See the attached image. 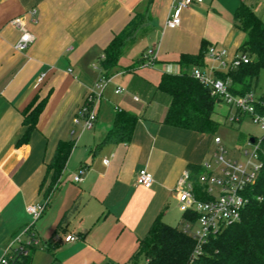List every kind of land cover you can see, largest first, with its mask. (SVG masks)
<instances>
[{"label":"crops","instance_id":"crops-1","mask_svg":"<svg viewBox=\"0 0 264 264\" xmlns=\"http://www.w3.org/2000/svg\"><path fill=\"white\" fill-rule=\"evenodd\" d=\"M242 4L264 22V0H202L179 11L174 29L166 27L172 0H0V249L26 224V207L45 202L47 165L61 140L74 146L43 215L50 208L51 237L79 239L58 245L57 262L126 264L157 219L172 225L183 214L176 185L189 165L207 163L214 138L164 124L170 98L158 84L163 74H178L180 57L197 55L202 42L225 51L226 66L207 54L210 70L191 69L210 78L225 72L246 39L234 20ZM19 19L34 37L24 52L15 50ZM134 22L94 127L82 131L73 119L103 80L104 50ZM148 50L153 66L141 62ZM35 99H46L45 107L29 141L18 146L23 113ZM121 111L137 117L131 139L102 145ZM141 169L152 174V187L136 184ZM75 202L78 211L59 228Z\"/></svg>","mask_w":264,"mask_h":264},{"label":"trees","instance_id":"trees-1","mask_svg":"<svg viewBox=\"0 0 264 264\" xmlns=\"http://www.w3.org/2000/svg\"><path fill=\"white\" fill-rule=\"evenodd\" d=\"M234 20L236 27L246 35L238 54L245 55L249 62L237 68L229 67L225 72L215 71L214 79L227 82L232 95L244 96L256 90L260 75L264 73V22L245 4L238 7ZM135 27L134 22L123 33L116 35L104 50L100 63L102 79H109L112 70L117 67L126 41ZM208 50L209 44L202 42L197 55L183 54L180 57L178 64L181 70L178 74L162 75L158 89L170 98L164 124L205 135L215 134L218 128L213 118L215 105L224 102L218 96L211 95L210 88L190 73L192 67L206 66ZM141 62H144L142 58ZM45 104L46 99H35L24 111L22 123L25 131L18 139V146L29 141ZM136 122L135 115L118 112L102 145L129 141ZM73 146L72 141H59L52 160L47 165L50 184L45 196L46 204L66 168ZM258 154L262 167L254 185L248 186L243 194L247 203L241 211L240 219L210 235L199 255H193L196 241L191 236L157 219L126 264H139L140 259H143V264H264V136L261 138ZM189 171L196 197L210 200L211 197L206 194L205 186L200 181L206 168L203 165H189ZM78 207V202L71 206L61 219L59 228L78 211ZM197 219L198 215L191 211L182 214L184 224H194ZM44 247L49 253H53L58 244L49 239ZM35 250L36 248L32 249L25 264H30Z\"/></svg>","mask_w":264,"mask_h":264},{"label":"built area","instance_id":"built-area-1","mask_svg":"<svg viewBox=\"0 0 264 264\" xmlns=\"http://www.w3.org/2000/svg\"><path fill=\"white\" fill-rule=\"evenodd\" d=\"M202 0H172L173 13L166 21V27L174 29L180 25L179 11L188 9L194 3H200ZM35 13V11H33ZM14 24L22 31L19 41L15 44V50L18 52L26 51L33 43L34 37L26 30L22 20L14 21ZM208 55L214 60H221L225 56V51H216L213 47L208 50ZM155 55L153 50H148L142 59L147 66L155 64ZM222 62V61H221ZM249 62L245 55L236 54L230 63V68H237L241 64ZM225 67L226 64L222 62ZM191 75L199 80L204 86L209 87L211 95L218 96L230 108L234 109L231 115V122L241 120L242 115H249L255 124H258L264 131V94L257 96L255 91L247 93L244 96H234L228 90V83L218 79L210 78L207 74L198 68L190 71ZM107 79L97 83L95 90L89 93L76 117L73 119L75 126H80L82 131L92 130L97 120L99 105L103 97ZM124 90L118 88L116 93ZM74 134V131L71 133ZM247 143L251 151L244 150V156L248 157L247 164L244 165L234 159L225 157V150L222 140L219 137L214 138L216 150L213 153V161L216 164L215 170H210V162L204 163L206 173L200 177L201 183L205 186V192L211 197L210 200H201L196 197L193 181L189 170H185L175 188L180 210L182 213L193 212L198 215L196 223L185 222L183 231L196 241V247L193 255H199L203 245L208 241L210 235L219 232L226 225L238 221L241 211L247 203V198L243 196L248 186L254 185L262 163L259 160V144L261 139L253 138ZM85 169L78 170L74 177V182L82 180ZM154 183L153 176L145 169H141L136 177V184L145 188L152 187ZM216 193V194H215ZM46 202L42 204H32L26 207V213L35 221L39 220L46 209ZM198 228L195 229V226ZM34 226V225H33ZM33 226L24 227L19 236L14 237L8 248L4 251L0 264H25L32 249L36 248L40 241L33 232ZM26 236V240L22 238ZM79 236L73 233L67 235L54 234L51 241L55 244L74 243ZM43 242V241H42ZM47 241L43 243L46 246ZM18 245L17 248H13ZM52 264H61L57 261Z\"/></svg>","mask_w":264,"mask_h":264},{"label":"rangeland","instance_id":"rangeland-1","mask_svg":"<svg viewBox=\"0 0 264 264\" xmlns=\"http://www.w3.org/2000/svg\"><path fill=\"white\" fill-rule=\"evenodd\" d=\"M224 60V57L220 61ZM218 64L217 61H215ZM223 62V61H222ZM212 67L210 65L204 67V71L210 70ZM219 70V69H216ZM257 96L264 94V73H261L259 78L258 87L255 90ZM235 110L230 108L225 103H217L215 105L214 120L218 124V128L212 138L216 136L222 140V145L225 150V157L234 159L244 165L247 164L248 157L244 156V150L248 149L251 151V147L247 145L250 138L261 139L264 136V131L260 128L258 124H255L249 115H242L241 120L231 122V115L234 114ZM216 145L213 144L211 147L210 154L208 156L207 163L210 164V170L216 169V164L213 161V153L216 150ZM216 194V193H215ZM50 209V208H49ZM46 211V213L39 220L35 221L28 215L24 216L26 224L24 227L33 226V232L38 237L40 244L36 247V250L31 255L30 264H52L57 261L54 259L52 253H49L43 246L42 239L47 241L52 235V228L50 223L51 211ZM50 216V217H49ZM182 215H178L176 221H172L173 227H177L180 230L184 229V223L182 220ZM22 227L15 235L19 236L21 231H24ZM198 225L195 226V229ZM26 240V236L22 238ZM10 245V244H9ZM61 245V244H59ZM15 245L13 248H17ZM60 247V246H59ZM8 248L0 249V260L3 257L4 251ZM60 249V248H59ZM58 249V250H59ZM56 251V254L59 251ZM143 259H140L139 264H143Z\"/></svg>","mask_w":264,"mask_h":264},{"label":"water","instance_id":"water-1","mask_svg":"<svg viewBox=\"0 0 264 264\" xmlns=\"http://www.w3.org/2000/svg\"><path fill=\"white\" fill-rule=\"evenodd\" d=\"M251 141L254 142V139H252Z\"/></svg>","mask_w":264,"mask_h":264}]
</instances>
